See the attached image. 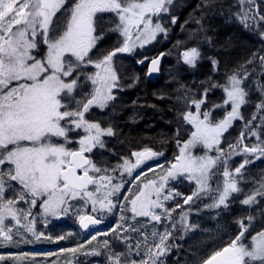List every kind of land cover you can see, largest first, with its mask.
Segmentation results:
<instances>
[{
    "label": "snow or ice",
    "instance_id": "6c2138e0",
    "mask_svg": "<svg viewBox=\"0 0 264 264\" xmlns=\"http://www.w3.org/2000/svg\"><path fill=\"white\" fill-rule=\"evenodd\" d=\"M214 2L215 0H205V7L212 8ZM237 2L239 11L235 13V17L245 29L252 30L254 25L264 24V14L253 10L256 0ZM172 4L173 0H73L70 6H66L68 0H0V244L6 245L13 240L14 226L5 223L9 218L15 221V227L23 228L37 239L43 235L36 233L33 221L28 219L32 216L31 209L38 202L46 216L59 217L67 214L73 207L70 201L77 199L83 200L85 205L90 202L93 213H112L117 206L112 198L121 193L124 181L114 182L117 177L110 174V171L115 173L119 169L121 176L127 173L132 177L133 170L141 167L147 160L163 155L145 148L132 153L134 163L124 158L123 164L117 168L109 170L98 167L85 153H91L97 147L105 148L102 138L114 136L115 132L111 126L103 127L99 122L89 120L87 114L94 107L103 111L116 98L113 89L119 85L113 58L117 53L130 54L137 45L143 48L145 44L155 40L158 33L167 35L168 29L163 26L161 16L170 12ZM62 9L65 13L63 19L57 18L59 23L54 27L53 18ZM103 13L115 16L118 22L114 21V27H110L108 31L118 32L123 41L120 47L93 59L90 54L104 39L103 30H98V21L103 19L100 14ZM153 17L157 19L154 21ZM176 21L177 17L173 16L172 24ZM259 34L264 39V31ZM41 44L46 47V52L42 58H37L35 53L40 51ZM181 55L184 64L195 67L201 53L197 47H192ZM260 61L264 66V55L260 56ZM212 64L217 69L218 61L212 59ZM158 65L159 59H152L149 73L158 71ZM88 66L97 71L84 73L83 69ZM82 75H86L91 82L90 92L77 91ZM245 79L247 73L243 77L237 74L228 77V84L224 86L226 99L223 104H230L231 110L218 123L211 122L209 112H201L204 100L191 101L196 111L182 114L183 120L194 129L190 138L180 148V154L166 170V174L160 177L159 182L147 180L134 195L124 197L129 207L120 205L122 213L131 212L132 220L146 217L149 223L155 221L160 224L167 219L175 230L176 222L172 221L175 208L166 207L165 202L182 194L166 186L169 179L176 180L181 176L196 184L192 194L183 198L184 204H189L194 198L208 196L214 191L215 195L211 197L213 202L206 207H229L228 201L232 194L242 191L238 186V177L243 175L241 170L251 161L245 158L235 168L234 175L229 170L225 157L246 153L260 159L264 157V142L249 147L244 144L245 132H241L238 144L229 145L230 153L217 147L218 155L215 157L207 154L195 156L191 149L202 145L211 151L214 145L221 143L223 134L232 126L233 121L243 120L240 109L248 102V93L242 87ZM207 91L205 89V95ZM261 92L264 93V88H261ZM256 109L257 112H264V101L258 103ZM256 118L254 114L252 119ZM261 119L264 120V116ZM250 124L251 121L246 122L245 127L259 141L257 132L249 128ZM72 132H82L83 135L73 141L70 137ZM73 142L79 144L78 149L68 147ZM179 143L177 141L178 145ZM240 144H243L242 149ZM221 162L224 166L223 186L218 184L213 190L210 180L217 174L213 169ZM134 179L139 180V175ZM89 185H95V190H90ZM8 191L14 194L11 198H6ZM128 191L131 192V189ZM257 196H264V181L258 189L242 199L241 203L252 205L257 202ZM21 202L29 207L18 208L17 205ZM176 207L181 206L176 204ZM77 218L83 229L100 224L102 220V217L79 211ZM126 219L124 215L120 216L121 221ZM247 219L248 224L243 219L237 221L239 233L227 246L205 259L203 264H264V230L252 235L250 245L246 244L245 233L253 218L249 216ZM178 223L185 231L194 227L188 222L186 212L181 214ZM111 231L115 234V239L126 245L128 253L115 251L110 241L104 240L102 247L107 253L108 264H158V258L168 250L165 241L172 235L167 226L163 233L153 229L151 236L159 237V243L154 239L149 243L148 233L141 232L143 240H137L134 247L136 255L140 254L143 247L144 257L137 261L129 259L133 245L127 243L131 237L124 233L140 232V228L117 224ZM15 234L23 239L20 232ZM99 235L108 236L109 232ZM96 239V235H93L88 243L91 244ZM82 248L84 245L80 244L77 248L62 251L76 253ZM84 254L99 256L104 253L99 249H92ZM28 255L23 253L15 259L24 260ZM4 259V256H0V261Z\"/></svg>",
    "mask_w": 264,
    "mask_h": 264
},
{
    "label": "rangeland",
    "instance_id": "374dc122",
    "mask_svg": "<svg viewBox=\"0 0 264 264\" xmlns=\"http://www.w3.org/2000/svg\"><path fill=\"white\" fill-rule=\"evenodd\" d=\"M256 1L259 4V13L264 14V0ZM72 2L73 0H68V5L66 6H70ZM237 11H239L237 0H215L212 8L205 7V0H173V4L170 5V12L167 14H162L161 16V22L163 26L168 29L167 35L165 36L164 33H158L155 40L145 44L143 48L137 45V47L134 49L137 52L139 61L143 60V63H134L132 59L136 58L133 57L135 52H132L130 54L117 53V55L113 58L114 68L118 76L119 85L117 88L113 89V95L116 98L115 100L109 102V106L103 111H101L99 108L94 107L91 109L90 113L87 114V118L89 120L97 121L103 127H108L110 125L112 128L114 127L113 129L115 135L110 137L105 136L102 138L105 141V148L101 149L97 147L93 150V152L85 154H87L98 167L102 169L107 168L109 170L117 168L118 165H122L124 158H127L134 163L135 157L132 156V153L135 151H143L144 148H150L155 152L161 151L163 155L152 158L151 162L141 165V167L135 169L136 171L133 170V177H129L127 173H124V175L121 176V170L119 169L113 174L110 171V174H115L116 177H118L116 182H120L121 180L124 181V187L121 189V193L118 194L116 197L112 198L117 205L113 209L112 213H108L107 211H97L96 213H93L92 205L90 202L85 205L83 200L77 199L70 201L73 207L69 210L67 214L60 215L62 217V220H60V216L54 217L51 215H44L43 210L39 207L38 202L37 206L31 209L32 216H30L28 219L33 221V226L36 233L38 235L41 233L43 234L40 236L39 239L34 237L31 233L26 232L23 228L15 227V221H12L10 218L6 219L5 223L7 225L14 226L13 240L11 242H8L6 245L0 244V256L5 257L3 261H0V264H53V262H55V264H108L106 259L107 253L102 247V242L104 240H109L112 248L115 251L128 253L126 245L124 243H121L119 240L115 239V234L111 231L117 226V224H123L124 227H129L130 225H132L140 228V232L129 231L127 233H124V235L131 237V239L127 243L133 245L132 252L129 254V259L139 261L141 258L144 257L143 247L139 255H136V249L134 247L137 240L140 239L142 241L143 239V236L140 234L141 232L148 233L149 243L152 242L153 239L156 243H159V237L153 238L151 236V232L153 231V229H155L157 232L163 233L165 231V226H167L168 230L172 233V235L167 241H165V244L168 246V250L165 252L164 255L158 258V264H177L176 262H178V264H190V261H192L191 264H197L200 259H202L206 255L212 254L219 246L229 241V237H231L229 235L234 232L235 226H239L236 221L243 219L244 223L247 221L246 223L248 224L249 221L246 219L249 216L253 218L248 232L245 233L244 240L247 239V235L264 230V196H257V202L252 205H243L241 203L242 199H244L247 195H250L255 189H258L260 187L261 182L264 181V157H261L260 159H255L254 155H249L246 153H241L239 155L232 154L230 157L227 158L229 170L232 171L234 175L235 168L239 167L245 158L251 161V163L245 165L244 169L241 170L243 175L238 177V179L240 180L238 186L242 189V191L241 193L232 194L230 200L228 201L229 207L227 209H223V206L218 209L206 207L207 205L213 202L212 200L208 204L206 202L202 208L196 210L188 209L189 207L193 206L195 204V201L198 199L194 198V200L190 201L189 204H184L183 198L192 194V192L196 189V184L194 181L189 182L184 176H181L178 177L176 180L169 179L168 184L166 186L167 188L172 189L174 192H179L182 194L181 196H177L174 200H169L165 202V205H167L166 207L175 208V211L172 213V221L176 222L175 230H173L172 228V223H170L167 219H165L163 223L160 224H157L155 221L149 223L148 218L146 217H137L135 220H132L131 212H120V205H125L126 207H129V205H127L126 200L124 199L125 196L130 197L131 195H134L139 190V187L142 185V183L146 182L147 180H156L159 182L160 177L165 175L166 170L171 166L172 163L175 162L176 157L180 154V148L190 138L191 132L194 131L191 124L186 123L183 120L182 116V114L186 111H196L195 106L191 104L192 100L205 101L201 105V112H209V119L213 123H218L224 118L226 113L231 110L230 104L224 105L223 103H218L217 98L213 97L215 93L214 88L216 87H212L214 83L210 82V79L208 81V78H210V76H216L218 75V73H215L213 68H211L212 72L210 75L205 72V70H203L198 76L202 77L203 80L201 79L200 82H191L188 77H184L181 75L182 73L186 75L191 72V75L195 76V67L198 66L199 63L202 61L201 57L197 60L195 67H190L184 64L181 54L183 51L192 47H197L199 51L201 49L202 51H204L205 49H209L210 45H213L212 39L208 37V33L210 31L209 26L210 24L214 23L213 19L219 21L222 19L226 20V18L227 21L237 20L235 17V13ZM64 14V10L62 9L61 12L57 13V16L53 18L54 27L59 23L57 18H60L62 20ZM100 15L103 16V19L98 21V30H103L104 38H106V40L104 39L103 41H100V44L97 46V48L94 49L93 52L90 54L93 59L98 58L102 53L106 54L108 51L120 47L123 41V37H121L118 32L108 31L110 27H114L113 22L116 21L115 16L111 13H103ZM173 16L177 17V21L175 24H172L171 22ZM156 19V17H153L154 21ZM198 20L200 21V23H197ZM261 27L264 30V25L261 24ZM45 52L46 47L41 44L40 51L35 54L37 55V58H42ZM162 54H164V58L161 61L162 70L160 71V74L155 77L154 80H151L147 77L149 64L145 62V59H148L150 61L154 58L159 57ZM96 71L97 70L91 66H88L87 68L83 69V72L86 74L95 73ZM252 72L253 71L244 69L236 73H230L232 75L237 74L240 77L244 76L245 73H247L248 77ZM230 73H225V75L221 72V76H225L223 78L220 76L218 79L215 80L221 81L217 83L218 88H223L225 85L228 84V77L231 76ZM166 76L168 79L166 78ZM159 81L164 84L162 86V89L164 91L161 89V92L156 95V99L159 102H163L165 108L170 109L168 119L171 125V129L173 128L171 134L169 135L168 143H162L161 140H158V142H147L146 140L144 142H141L142 144L134 142L126 144L125 140L121 141L120 139L122 138L121 136L125 137V135H121V129L128 128V123L133 121V119L135 120L136 118L140 119L138 123L150 126V123H147L145 117H141L142 115L140 113L143 114V111H146V109L148 108H153L155 105L153 103V100H146L145 98H143L142 95L140 97V91H138V89H140L142 86H145L146 83L156 84ZM256 81H258V78L255 76L253 77V82L250 84L251 87L248 86L246 87L247 89H245L248 93V95L246 96V100L248 102L246 103L247 106L246 104L242 105L240 109L241 115L243 116V120L237 119L233 121L232 126L229 127L228 131L223 134L221 143L218 146L214 145L211 151L206 150L202 145H198L191 149L193 155L204 156L205 154H207L208 156L215 157L218 155L216 151L217 147L225 151L227 148H229V145H237L238 141L240 140L241 132H245L244 144H247L249 147L257 143L264 142V120L261 119V117L264 116V112H257L256 109V105L260 103L258 102V98L261 99V102L264 101V93L261 92V88H264V83L261 82L262 85L259 89L255 85ZM80 82L82 84L80 83V88H78L77 90L78 92L82 93L91 91L92 85L91 82L87 80L86 75L81 76ZM201 82L205 85L201 84ZM192 85L198 88L193 87ZM255 88L257 89L256 91H254ZM205 89H208L206 95ZM121 92H123V94H126H124L123 96ZM117 97L120 99H118ZM225 99L226 94L224 92V100ZM117 101H119L120 103ZM145 105H147V108ZM129 108L133 110L131 111ZM117 112L119 115H117ZM254 114L257 117L255 120L252 119ZM108 120L109 122L107 123ZM104 121H106L107 124ZM248 121H251L249 128L256 131L258 136L260 137L259 141L257 140V137L251 136L248 128L245 127V124ZM114 125L116 127L118 126L119 129L116 128ZM121 126L122 128H120ZM80 135H83V133H70V137L73 139V141L78 140ZM177 141L180 142L179 145L177 144ZM171 145L177 147V154L173 161H171L169 164H166V160L168 157H165V151L167 152ZM68 147L78 149L79 144L73 142L69 144ZM239 147L241 149L243 148L241 144L239 145ZM223 168L224 166H222L221 169L219 182V185L221 187L223 186L224 180V177L222 175ZM137 170H139L140 172H137ZM90 174L98 175L96 173ZM137 175H139L140 177L139 180L134 179ZM211 188L214 190V187ZM129 189H131V192L128 191ZM90 190L94 191L95 185ZM188 192L190 194H188ZM213 193L214 191L211 192L208 196H202L201 198L207 199L206 197L211 196ZM5 195L6 198H11L14 194L11 191H8ZM118 196L120 197V199ZM169 204L171 206H169ZM176 204H180L181 207L177 208ZM17 207L21 209H27L29 205L21 202L17 205ZM98 207L99 206L97 205V208ZM182 207L186 208V210L182 213H187L188 222L194 226L191 230L188 231H185L181 227L180 223H178L180 221L182 213H177V211H179V209H181ZM114 210H116V212H114ZM78 211L85 214L102 217L101 230H96L92 232L81 231L79 228V220L77 218ZM114 215L116 216V218ZM121 215H124L127 219L125 221H121ZM226 215L228 216V218L231 216L230 219H227ZM22 222L27 223V221ZM141 225L146 226L141 227ZM228 226L229 231H227L226 229ZM230 227L232 228L230 229ZM217 230L220 232V234L217 232ZM106 231L109 232L108 236L99 235V233H103ZM16 232H20L23 236V239L21 238V236L16 235ZM93 235H96L97 239L93 240L92 243L89 244L88 240H90ZM60 237H64V239H60ZM130 241H133L134 244ZM185 241L188 243H186ZM218 242H221V244ZM80 244H83L84 248L79 249L76 253L62 251L63 249L77 248ZM191 246L193 249L191 248ZM208 247L211 248L208 249ZM92 249H99L104 254L99 255L98 257L96 255L84 254L85 251H90ZM174 250L175 252H177L175 253ZM23 253L29 254L28 257L24 260L19 261L15 259V257L20 256ZM187 260L188 262L186 263L185 261Z\"/></svg>",
    "mask_w": 264,
    "mask_h": 264
},
{
    "label": "trees",
    "instance_id": "16d2710c",
    "mask_svg": "<svg viewBox=\"0 0 264 264\" xmlns=\"http://www.w3.org/2000/svg\"><path fill=\"white\" fill-rule=\"evenodd\" d=\"M258 7H259V4L256 1L255 6L253 7V10L257 11ZM213 21L214 23L210 24L209 26L210 31H209L208 37L212 39V44L214 46L210 45L209 49H205L204 51H202V49L200 50V53H201L200 57L202 61L199 63L198 66L195 67V76L191 75V72L186 75L182 73L181 76L188 77L191 82L192 81L200 82L202 77H198V76L201 73V71L205 70V72H207L210 75L212 72L211 68H213L214 72L218 73V75L210 76V78H208V81L210 79V82H213L215 85H217V83L221 81H215V80L221 76V72L224 74L230 73V72L236 73L238 71L248 69L249 71H253V72L247 77V79L243 80V83H242L243 87L247 89L246 87L250 86V84L253 82V77L256 76L258 78V81L255 82V85L257 88L260 89L262 85L261 82L264 83V76H263L264 66L261 65V61H260V56L264 55V39H261L260 34H259L260 31H264L261 25L259 26L254 25L252 30H248V29H245L240 24L239 20L238 21L237 20L227 21V18H226V20L222 19L219 21V20L213 19ZM211 49H214V50H211ZM212 59H215L218 61L217 69H214L213 64H212ZM249 61H252V62L249 63ZM225 75H222L221 77L223 78ZM159 83L162 84L160 81L156 84L146 83L145 86H142L140 89H138V91H140V96L142 95L143 98H145L146 100L148 99L153 100V103L155 104L153 108H148L146 109V111H143V114L142 113L140 114L143 117H145V120H147V123H150V126L153 124H158V125H154L153 128H149L148 125L142 126L141 123L137 124V122H139L140 119L136 118L134 122L137 121L136 122L137 126L130 124L132 122L131 121L130 123H128L131 128L128 127V128L122 129L123 133L121 131V135H125V137L121 136L122 138H124L121 140H125L126 144L128 141H129L128 143L130 142L141 143L146 140L147 142H153V141L158 142V140H161L162 143H166L168 141L169 135L171 134V127H170L171 125H169L170 123L168 119L170 109L165 108L164 103L159 102L156 99L157 98L156 95L160 93L161 92L160 89H162V85L159 86ZM201 84H204V83L201 82ZM192 86L196 87L194 85ZM223 88H218V87L214 88L215 93L213 97L217 98L218 103H223L224 101ZM256 90L257 89L255 88L254 91ZM258 102H261V99L258 98ZM145 106L147 108V105ZM165 123L167 124L169 123L168 131L166 127L159 128L161 124L163 125ZM126 135L127 137L129 136L131 138L130 139L129 137L126 138ZM241 146H243V144H241ZM224 152L230 153L231 149L227 148ZM165 154H166L165 157L166 156L168 157L166 160V164H169L176 157L177 147H174V145H171L168 151L167 152L165 151ZM225 158L227 159L228 157H225ZM222 166H223V163L221 162L217 165V168L213 170L214 172L217 173L211 178V183H210L211 187H214V190L220 182V174H221ZM188 194L190 193L188 192ZM214 194L215 192L211 196L206 197L207 199L201 198V199L196 200L195 204L189 207L188 209L196 210V209L202 208L206 202L208 204L212 200L211 197ZM185 210L186 208L182 207L181 209H179V211H177V213L178 212L182 213ZM227 228H229V226ZM227 231H229V229H227ZM238 232H239V226L237 228L235 227L234 233L231 234V235L233 234L234 235L233 236L230 235L231 236L230 240L224 243L222 246L218 247L215 251L220 250L221 248L229 244L235 238L234 236H236ZM254 234L255 233L247 235V239L244 240V242L246 244H250L251 236ZM212 254H210L209 257ZM207 258L208 257L206 255L197 264L203 262Z\"/></svg>",
    "mask_w": 264,
    "mask_h": 264
},
{
    "label": "bare ground",
    "instance_id": "6f19581e",
    "mask_svg": "<svg viewBox=\"0 0 264 264\" xmlns=\"http://www.w3.org/2000/svg\"><path fill=\"white\" fill-rule=\"evenodd\" d=\"M104 21H105V20H104ZM206 34H207V33H206ZM208 34H209V33H208ZM205 36H207V35H205ZM209 40H210V39H209ZM209 40H208V41H209ZM205 44H206V43H205ZM208 44H209V43H208ZM206 45H207V44H206ZM213 46H214V45H213ZM206 48H207V47H206ZM213 48H214V47H213ZM211 50H214V49H211ZM207 51H208V50H207ZM210 53H211V52H210ZM212 53H213V52H212ZM215 53H216V52H215ZM212 55H213V54H212ZM213 57H214V56H213ZM144 67H145V66H144ZM146 68H147V67H146ZM146 71H147V69H146ZM225 72H226V71H225ZM162 74H163V73H162ZM230 74H231V73H230ZM164 75H165V74H164ZM231 75H232V74H231ZM167 76H168V75H167ZM167 76H166V78H167ZM161 78H162V77H161ZM167 79H168V78H167ZM163 80H164V79H163ZM119 81H120V80H119ZM150 81H151V80H150ZM164 81H165V80H164ZM120 82H121V81H120ZM153 82H154V81H153ZM155 82H156V81H155ZM160 82H161V81H160ZM80 83H81V82H80ZM163 83H164V82H163ZM81 84H82V83H81ZM157 85H158V84H157ZM160 85H161V84L159 83V86H160ZM163 85H164V84H162V86H163ZM159 86H158V87H159ZM160 88H161V87H160ZM119 89H120V88H119ZM164 89H166V88H164ZM117 90H118V89H117ZM160 90H161V89H160ZM162 90H163V89H162ZM119 91H120V90H119ZM121 91H122V90H121ZM163 91H164V90H163ZM169 91H171V90H169ZM123 92H124V91H123ZM123 92H121V93L123 94ZM113 93H114V92H113ZM167 93H169V92H167ZM124 94H126V93H124ZM124 94H123V96H124ZM162 94H163V93H162ZM162 94H161V95H162ZM159 95H160V94H159ZM162 96H163V95H162ZM118 97H119V96H118ZM118 97H117V98H118ZM125 97H126V96H125ZM140 97H141V96H140ZM170 97H172V96H170ZM168 98H169V97H168ZM118 99H120V98H118ZM118 99H117V100H118ZM163 99H164V98H163ZM120 101H121V100H120ZM117 102H119V101H117ZM119 103H120V102H119ZM116 104H117V103H116ZM124 104H125V102H124ZM130 104H131V103H130ZM118 105H119V104H118ZM122 105H123V103H122ZM125 106H126V105H125ZM246 106H247V104H246ZM246 106H245V107H246ZM127 107H128V106H127ZM129 107H130V106H129ZM248 107H249V106H248ZM117 108H119V107H117ZM122 108H123V106H122ZM124 109H125V108H124ZM129 109L131 110V108H129ZM171 109H172V108H171ZM118 110H119V109H118ZM130 110H129V111H130ZM132 110H133V109H132ZM132 110H131V111H132ZM120 112H121V111H120ZM121 113H122V112H121ZM170 113H171V112H170ZM174 114H175V113H174ZM117 115H119L118 112H117ZM120 115H121V114H120ZM113 116H115V115H113ZM118 117H119V116H118ZM121 117H122V116H121ZM119 118H120V117H119ZM174 118H175V117H174ZM105 119H107V118H105ZM110 119H111V118H110ZM112 119H113V118H112ZM116 119H117V118H116ZM126 119H127V118H126ZM99 120H102V119H99ZM111 121H114V120H111ZM121 121H122V120H121ZM126 121H127V120H126ZM134 121H135V120L133 119V121H132L130 124H133V125L135 126V125H136V122H134ZM176 121H177V120H176ZM104 122L106 123V121H104ZM108 122H109V120L107 121V123H108ZM107 123H106V124H107ZM123 123H124V122H123ZM110 124H111V123H110ZM121 124H122V123H121ZM137 124H139V123L137 122ZM168 124H169V123H168ZM168 124H167V123H165V124H163V125L161 124V126L159 125V126H160L159 128L166 127V128H167V131H168V130H169L168 127H169V125H170V124H169V125H168ZM175 124H176V123H175ZM179 124H180V123H179ZM128 125H129V124H128ZM145 125H146V124H145ZM145 125H142V126H145ZM154 125H158V124H153V125H151V126L148 125V127H149V128H153ZM177 125H178V123H177ZM110 126H111V125H110ZM114 126H115V125H114ZM124 126H125V125H124ZM136 126H137V125H136ZM115 127H116V126H115ZM129 127H130V126H129ZM170 127H171V126H170ZM173 127H174V126H173ZM113 128H114V127H113ZM116 128H118V126H117ZM120 128H122V126H121ZM130 128H131V127H130ZM132 128H133V127H132ZM135 128H136V127H135ZM118 129H119V128H118ZM172 129H173V128H172ZM172 129H171V131H172ZM138 130H139V129H138ZM118 131H119V130H118ZM121 131H122V129H121ZM127 131H128V130H127ZM132 132H133V130H132ZM140 132H141V131H140ZM122 133H123V131H122ZM134 133H135V132H134ZM125 134H126V133H125ZM119 135H120V134H119ZM138 135H139V134H138ZM132 136H133V135H132ZM135 136H136V134H135ZM123 137H124V136H123ZM128 137H129V136H128ZM128 137H127V135H126V138H128ZM119 138H120V137H119ZM130 138H131V137H129V139H130ZM141 138H142V137H141ZM117 139H118V138H117ZM120 139H122V138H120ZM123 139H124V138H123ZM132 139H133V137H132ZM134 139H135V138H134ZM142 139H143V138H142ZM137 140H138V139H137ZM140 140H141V139H140ZM144 140H145V139H144ZM144 140H143V141H144ZM121 141H122V140H121ZM131 141H132V140H131ZM128 142H129V141H128ZM128 142H127V143H128ZM172 142H173V141H172ZM167 143H168V141H167ZM141 144H142V143H141ZM169 145H170V144H169ZM148 146H150V145H148ZM161 146H162V145H161ZM154 147H155V146H154ZM158 147H159V146H158ZM167 147H168V146H167ZM136 148H137V147H136ZM143 148H144V147H143ZM143 148H142V149H143ZM144 149H145V148H144ZM149 149H150V148H149ZM156 149H157V148H156ZM161 149H162V148H161ZM138 150H139V149H138ZM151 150H152V149H151ZM154 152H155V151H154ZM160 153H161V151H160ZM154 158H155V157H154ZM153 160H154V159H153ZM137 169H138V168H137ZM135 171H136V170H135ZM138 171H139V170H137V172H138ZM139 172H140V171H139ZM112 174H113V173H112ZM125 174H126V173H125ZM114 175H115V174H114ZM127 175H128V174H127ZM115 176H116V175H115ZM133 176H134V175H133ZM133 176H132V177H133ZM117 178H118V177H117ZM129 181H130V179H129ZM114 182H116V181H114ZM135 183H137V182H135ZM119 196H120V195H119ZM119 196H118V197H119ZM119 199H120V197H119ZM117 203H118V202H117ZM121 203H122V202H121ZM169 203H170V202H169ZM166 206H167V205H166ZM169 206H171V205L169 204ZM223 209H224V208H223ZM233 209H234V208H233ZM228 210H229V209H228ZM221 211H222V210H221ZM114 212H116V210H114ZM120 212H121V211H120ZM216 212H217V211H216ZM231 212H232V211H231ZM121 213H122V212H121ZM225 213H226V211H225ZM229 213H230V212H229ZM238 213H239V212H238ZM213 215H214V214H213ZM218 215H219V214H218ZM114 216H115V215H114ZM226 216H227V215H226ZM60 217H61V216H60ZM118 217H119V216H118ZM237 217H238V216H237ZM239 217H240V215H239ZM244 217H245V214H244ZM112 218H113V217H112ZM115 218H116V216H115ZM224 218H225V217H224ZM227 218H228V216H227ZM225 219H226V218H225ZM229 219H230V218H229ZM246 220H248V219H246ZM213 221H214V220H213ZM221 221H222V220H221ZM231 221H232V220H231ZM193 222H194V221H193ZM215 222H216V221H215ZM234 222H235V221H234ZM236 222H237V221H236ZM246 222H247V221H246ZM246 222H245V223H246ZM218 223H219V222H218ZM227 223H228V222H227ZM229 223H230V222H229ZM219 224H220V223H219ZM246 224H247V223H246ZM214 225H215V224H214ZM222 225H223V224H222ZM224 225H226V224H224ZM228 225H229V224H228ZM217 227H218V225H217ZM232 227H233V225H232ZM232 227H230V229H231ZM235 227H236V226H235ZM236 228H237V227H236ZM223 229H224V228H223ZM226 229H229V228H226ZM224 230H225V229H224ZM232 230H233V229H232ZM219 231H220V229H219ZM219 231L217 230V232L220 234ZM221 231H222V230H221ZM232 233H234V232H232ZM232 233H231V234H232ZM215 234H216V233H215ZM215 234H214V236H215ZM226 234H227V233H226ZM235 234H236V233H235ZM131 235H132V234H131ZM223 235H225V234H223ZM233 235H234V234H233ZM233 235H231V236H233ZM132 236H133V235H132ZM216 236H217V235H216ZM229 236H230V235H229ZM140 237H141V236H140ZM222 237H223V236H222ZM222 237H221V239H222ZM226 237H227V236H226ZM234 237H235V236H234ZM133 238H134V237H133ZM219 238H220V237H219ZM219 238H218V239H219ZM227 238H228V237H227ZM227 238H226V239H227ZM229 238H230V237H229ZM139 240H140V239H139ZM142 240H143V239H142ZM229 240H230V239H229ZM222 241H223V239H222ZM130 242H131V241H130ZM185 242H186V241H185ZM131 243L134 244L133 241H132ZM150 243H151V242H150ZM186 243H188V242H186ZM218 243L221 244V242H218ZM169 244H170V243H169ZM182 244H183V243H182ZM182 244H181V245H182ZM184 244H185V243H184ZM223 244H224V243H223ZM185 245H186V244H185ZM175 246H176V245H175ZM179 246H180V245H179ZM221 246H222V245H221ZM185 247H186V246H185ZM188 247H189V246H188ZM219 247H220V246H219ZM183 248H184V247H183ZM186 248H187V247H186ZM191 248H192V246H191ZM209 248H211V247H208V249H209ZM118 249H119V248H118ZM175 249H176V248H175ZM177 249H178V248H177ZM192 249H193V248H192ZM194 249H195V248H194ZM119 250H120V249H119ZM189 250H191V249H189ZM206 250H207V249H206ZM180 251H181V250H180ZM174 252H175V250H174ZM174 252H173V253H174ZM176 252H177V251H176ZM176 252H175V253H176ZM181 252H182V251H181ZM214 252H215V251H214ZM185 253H186V252H185ZM189 253H190V252H189ZM206 254H207V253H206ZM178 255H179V254H178ZM178 255H177V256H178ZM183 255H184V254H183ZM175 256H176V255H175ZM181 256H182V253H181ZM203 256H204V255H203ZM81 257H82V256H81ZM97 257H98V256H97ZM178 257H179V256H178ZM207 257H209V255H207ZM166 258H167V257H166ZM203 258H204V257H203ZM100 259H101V258H100ZM106 259H107V258H106ZM181 259H182V258H181ZM184 259H185V258H184ZM191 259H192V257H191ZM104 260H105V259H104ZM171 260H172V259H171ZM174 260H175V259H174ZM185 260H186V259H185ZM200 260H201V259H200ZM105 261H106V260H105ZM166 261H167V259H166ZM178 261H179V260H178ZM189 261H190V260H189ZM173 262H174V261H173ZM185 262L187 263L188 260L185 261ZM191 262H192V261H190L189 263L191 264ZM104 263H105V262H104ZM170 263H171V262H170ZM176 263L178 264V262H176ZM197 263H198V262H197ZM181 264H182V263H181ZM192 264H193V263H192Z\"/></svg>",
    "mask_w": 264,
    "mask_h": 264
},
{
    "label": "water",
    "instance_id": "95a60500",
    "mask_svg": "<svg viewBox=\"0 0 264 264\" xmlns=\"http://www.w3.org/2000/svg\"><path fill=\"white\" fill-rule=\"evenodd\" d=\"M159 59V65H158V69L160 70V66H161V61L163 60L164 58V54L163 55H160L159 57H157ZM149 67H151V63L149 64ZM159 70L158 71H155V72H152V73H149L148 71V74H147V77L151 80L155 79V77H157L159 75ZM152 159L150 160H147L146 162H149L151 161ZM100 224H97V225H90L88 229H84V230H91V229H95L99 226ZM79 226H80V223H79ZM81 227V226H80ZM83 229V228H82ZM203 264V263H201Z\"/></svg>",
    "mask_w": 264,
    "mask_h": 264
},
{
    "label": "flooded vegetation",
    "instance_id": "af4514ba",
    "mask_svg": "<svg viewBox=\"0 0 264 264\" xmlns=\"http://www.w3.org/2000/svg\"><path fill=\"white\" fill-rule=\"evenodd\" d=\"M134 63H139V60L134 59ZM141 117H143V116H141Z\"/></svg>",
    "mask_w": 264,
    "mask_h": 264
}]
</instances>
